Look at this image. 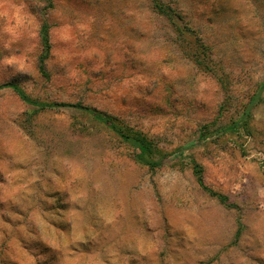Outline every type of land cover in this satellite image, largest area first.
<instances>
[{
	"label": "rangeland",
	"instance_id": "obj_1",
	"mask_svg": "<svg viewBox=\"0 0 264 264\" xmlns=\"http://www.w3.org/2000/svg\"><path fill=\"white\" fill-rule=\"evenodd\" d=\"M165 1L180 33L150 0H0V85L164 163L0 91V264H264V0Z\"/></svg>",
	"mask_w": 264,
	"mask_h": 264
},
{
	"label": "trees",
	"instance_id": "obj_2",
	"mask_svg": "<svg viewBox=\"0 0 264 264\" xmlns=\"http://www.w3.org/2000/svg\"><path fill=\"white\" fill-rule=\"evenodd\" d=\"M50 4L52 7L50 1L51 0H44ZM150 4L152 6V9L154 10V13L160 17H164L167 21H169L173 27H175L177 33H180L181 30H179V24L178 22L184 20V14L177 9L176 7H172L170 2L168 3L165 0H150ZM179 10V11H178ZM188 25V23H186ZM185 25L186 29H189L192 33L195 32L193 27L189 25L187 27ZM192 28V29H191ZM41 42L43 45L48 48V25L44 23V25L41 28ZM179 35V34H178ZM40 63H43L40 60ZM264 88V84L263 87ZM11 90L13 91L16 96L19 98V100L29 106H32L34 108H37V110L43 111V110H53L58 108H68V109H74L81 112H84L92 117V119L100 124H102L104 127L109 129L111 132H113L118 138H120L123 142L127 143L129 146H131L134 149V155H135V161L139 163L140 165L149 167L151 169L159 168L163 166V161H151L150 155L152 154V143L148 141V139L139 133L134 134H127L125 131H123L120 127H118L115 123L114 117H110L106 114H103L101 112L96 111L95 109L85 107L79 104H46V103H39L37 101L31 100L24 92L23 90L18 87L16 84L13 83H5L0 85V91L2 90ZM257 96L253 97L249 103V106L247 107L246 111L243 113L241 119L235 123L234 125H231L230 127L224 129L222 133H225L230 130H235L238 128L241 124V122L245 121L246 118L249 115V112L256 102ZM199 140H204L202 135L199 136ZM167 159H175V158H182L183 152L179 153V151L174 155H166ZM192 173L196 179V182L200 189L207 193L210 197L215 198L218 200V202L226 207H232V205L229 203V199L226 196L220 195L214 191H212L205 183L203 170L198 165L193 163L192 164Z\"/></svg>",
	"mask_w": 264,
	"mask_h": 264
}]
</instances>
